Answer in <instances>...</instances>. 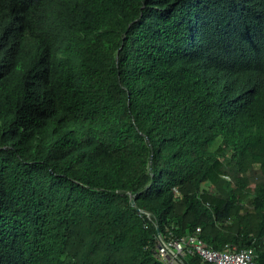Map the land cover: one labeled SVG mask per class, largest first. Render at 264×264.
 <instances>
[{
	"label": "trees",
	"instance_id": "trees-1",
	"mask_svg": "<svg viewBox=\"0 0 264 264\" xmlns=\"http://www.w3.org/2000/svg\"><path fill=\"white\" fill-rule=\"evenodd\" d=\"M197 228L264 261V0H0V264Z\"/></svg>",
	"mask_w": 264,
	"mask_h": 264
},
{
	"label": "built area",
	"instance_id": "built-area-1",
	"mask_svg": "<svg viewBox=\"0 0 264 264\" xmlns=\"http://www.w3.org/2000/svg\"><path fill=\"white\" fill-rule=\"evenodd\" d=\"M137 213L139 216L144 215L147 221L153 223L148 213L140 209H137ZM199 232L200 229L197 228L190 235L174 238L171 233L165 237L157 230L154 238L157 256L164 264H187L188 255H195L206 264H264L251 248H238L228 244L223 250L206 247L199 238Z\"/></svg>",
	"mask_w": 264,
	"mask_h": 264
},
{
	"label": "water",
	"instance_id": "water-1",
	"mask_svg": "<svg viewBox=\"0 0 264 264\" xmlns=\"http://www.w3.org/2000/svg\"><path fill=\"white\" fill-rule=\"evenodd\" d=\"M131 205L134 206V201L133 200L131 201Z\"/></svg>",
	"mask_w": 264,
	"mask_h": 264
}]
</instances>
